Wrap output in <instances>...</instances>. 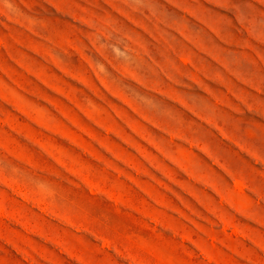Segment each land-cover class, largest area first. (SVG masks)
<instances>
[{
  "label": "rangeland",
  "instance_id": "374dc122",
  "mask_svg": "<svg viewBox=\"0 0 264 264\" xmlns=\"http://www.w3.org/2000/svg\"><path fill=\"white\" fill-rule=\"evenodd\" d=\"M0 264H264V0H0Z\"/></svg>",
  "mask_w": 264,
  "mask_h": 264
}]
</instances>
